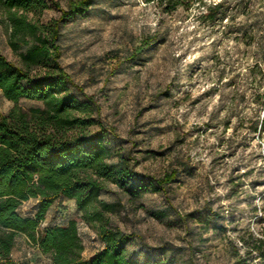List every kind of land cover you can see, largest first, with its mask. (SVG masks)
Instances as JSON below:
<instances>
[{
    "label": "rangeland",
    "instance_id": "rangeland-1",
    "mask_svg": "<svg viewBox=\"0 0 264 264\" xmlns=\"http://www.w3.org/2000/svg\"><path fill=\"white\" fill-rule=\"evenodd\" d=\"M70 1L48 0L41 14L25 18L48 25ZM184 3L162 10L143 0H98L61 23L58 62L93 98L72 115L95 119L88 133L115 131L114 161L124 157L151 179L176 172L158 192L133 198L106 183L100 194L113 207L109 226L136 235L130 257L141 264H264L247 248L252 237L264 238V0ZM9 34L0 9V53L19 66ZM14 107L44 105L25 98L15 104L0 90V115ZM38 203L29 199L18 213L31 217ZM160 211L163 219L153 216ZM69 221L76 222L82 258L90 259L103 243L73 200L54 202L39 230ZM9 259L52 264L26 235Z\"/></svg>",
    "mask_w": 264,
    "mask_h": 264
},
{
    "label": "trees",
    "instance_id": "trees-1",
    "mask_svg": "<svg viewBox=\"0 0 264 264\" xmlns=\"http://www.w3.org/2000/svg\"><path fill=\"white\" fill-rule=\"evenodd\" d=\"M143 1L162 10L186 6L184 0ZM97 2L70 1L58 19L44 25L27 21L25 15L41 14L48 8V0H0V9L9 21L10 47L20 58L18 66L0 53V90L15 104L25 98L44 105L29 112L14 107L0 115V264H15L9 256L19 235H26L42 254L49 255L52 264H141L128 254L136 235L109 226L106 215L113 207L101 201L100 194L111 183L136 198L148 190L158 192L175 179V171L151 179L134 171L124 157L114 161L109 140L117 138L115 131L101 126L88 133L85 129L95 119L72 115L89 109L93 98L58 62L59 28ZM35 68L44 71L33 74ZM79 97L86 101L80 103ZM74 128L81 131L68 135ZM61 198L73 200L82 218L97 226L103 247L88 260L82 258L75 221L39 230L49 208ZM29 199L39 200L37 209L31 217L21 216L18 208ZM153 216L163 219L165 213ZM247 248L264 260V238L252 237Z\"/></svg>",
    "mask_w": 264,
    "mask_h": 264
}]
</instances>
